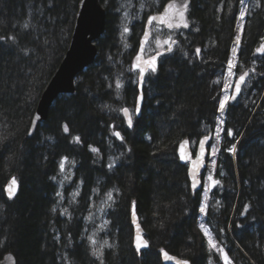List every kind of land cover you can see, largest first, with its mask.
Instances as JSON below:
<instances>
[{
    "label": "trees",
    "instance_id": "trees-1",
    "mask_svg": "<svg viewBox=\"0 0 264 264\" xmlns=\"http://www.w3.org/2000/svg\"><path fill=\"white\" fill-rule=\"evenodd\" d=\"M129 1L145 8L142 21L131 25V47L124 51L122 19L116 23L112 11L119 15L120 5ZM168 1L108 0L94 63L77 78L75 92L61 95L48 121L28 138L40 95L67 49L80 0H0V258L10 251L18 264H100L88 241L96 233V247L104 240L112 245L103 249V264H163L161 249L191 264H225L203 237L201 193L192 192L177 149L184 139L196 144L219 125L220 80L242 3L191 0V29L176 33L172 51L147 76L141 116L128 128L121 109H134L138 95L131 61L147 17ZM247 5L237 58L238 67L253 68L252 86L226 105L216 164V176L224 178L203 222L232 264H264V243L257 241L258 234L264 237V100L259 103L264 54L256 52L264 43V0ZM232 144L234 160L226 150ZM63 157L75 161L74 181L82 185L76 205H64L66 213L55 188ZM13 177L19 191L9 198L4 187ZM108 192L113 200L107 223L95 222ZM133 211L149 243L139 253L132 243Z\"/></svg>",
    "mask_w": 264,
    "mask_h": 264
},
{
    "label": "water",
    "instance_id": "water-1",
    "mask_svg": "<svg viewBox=\"0 0 264 264\" xmlns=\"http://www.w3.org/2000/svg\"><path fill=\"white\" fill-rule=\"evenodd\" d=\"M169 2H172V0L168 1L166 4H168ZM174 2L177 6H180L183 3V0H174ZM190 4H191V0H188V10L185 13V17L188 21L189 26L187 28L181 26L176 29H168L164 24H158L157 22H153V25L148 27V31L150 35L147 41L144 43V51L143 53H141L140 51L141 40L144 38L143 34L147 25V19L145 21L143 33L139 40L137 50L131 61V70L138 74V78H137L138 95L136 98L135 108L133 112L135 118H140L141 116L142 107L144 104L143 88L145 85V78L148 73L157 72L159 68V58L162 55H164V52H159L161 53L160 55H157L156 53L148 57H146L145 55L148 43L152 38V34H153L152 28L153 26H160L168 32H174V31L188 32L191 29V21L189 18ZM163 11L164 8L162 9L161 12ZM161 12L152 15H158ZM106 15H107L106 9L103 7L101 0H80L76 11L75 19L73 22L72 32L67 49L57 69L55 70L54 74L52 75V77L46 84L42 94L40 95L34 113L32 115L31 123L27 134L28 138H31L34 135L39 125L44 124L48 121L50 110L61 95H72L75 92L76 89L75 82L77 78L81 73H83L87 68H89L94 63L98 53V48L95 42L98 39H100L105 32ZM138 54L141 56L140 60L136 59ZM153 56L156 57L154 65L150 63V58ZM133 65H138L139 67L134 68ZM152 67H155L156 69L154 72L152 71ZM140 68L144 69V77L142 83L139 72ZM247 77L245 78V81ZM244 85L245 82L241 84L240 93L235 94V99H231L230 102H235L240 97ZM234 93H235V83L231 95H233ZM137 107L139 108L138 112L136 111ZM129 113L132 115V112L130 110ZM122 114L127 127L130 128L127 123V116H125L123 112ZM133 115H132V119H133ZM37 117H39V119H37ZM208 137L209 139L205 142V150L203 152H201L199 145V141L201 139L196 143L195 151L192 150L191 142L188 139L183 140V141H188L187 144H184L183 149H181V143L183 141H181L178 145L177 156L181 164L187 165V178L190 183V188L193 192L201 191L203 188L201 177L207 169L211 135H209ZM182 153L185 157L184 159H181ZM11 180L4 187V192L6 196H9L7 188ZM194 182L197 185L195 189H193L192 187V184ZM17 185L18 187L16 188L15 195H13L12 197H15L19 191L18 182ZM133 213H135V215ZM130 225L133 234L132 243L134 249L136 250L135 247L136 237L140 235L143 237V239L145 240L147 239L145 238V234L141 226L140 218L138 214L134 211L130 215ZM148 247H149V243H148ZM148 247L142 248L140 252L147 250ZM167 253L169 254V256H172L175 259L167 260L160 252V259L163 264H177L178 261L185 260L179 258L178 256L172 255L169 252ZM0 264H18V262L16 256L9 251L2 255V257L0 258ZM188 264L191 263L188 261Z\"/></svg>",
    "mask_w": 264,
    "mask_h": 264
},
{
    "label": "snow or ice",
    "instance_id": "snow-or-ice-1",
    "mask_svg": "<svg viewBox=\"0 0 264 264\" xmlns=\"http://www.w3.org/2000/svg\"><path fill=\"white\" fill-rule=\"evenodd\" d=\"M243 2V0H241V3ZM259 6V4L257 5ZM121 7H124V5H121ZM144 5L141 4V8H143ZM188 10V0H183V3L180 5V6H177L174 2V0H172V2H169L168 4H166L164 6V11L161 12L160 14L158 15H149L147 17V25H146V28L144 30V38L141 40V47H140V51L141 53H143L144 51V43L147 41L150 33L148 31V27L152 26L153 25V22H157L158 24H164L168 29H176V28H179L181 26H183L184 28H187L189 25H188V21L185 17V13L187 12ZM244 15V12L242 11L241 12V17H243ZM124 17L125 19H128L129 17V14L127 12L124 13ZM156 31H159V29H155ZM130 32V28L128 27V24H125L123 26V32H122V37L125 33H129ZM0 39H3L2 37H0ZM14 39V38H12ZM239 39L240 37L237 36L236 37V41L237 43H239ZM156 42V45L157 47H162L164 44H167L168 47L166 49V51H172V45L176 44V41L172 38L171 35H169L167 37V39H165L163 42L160 41L159 37L156 38L155 40ZM125 47H128L127 44H125ZM199 49H197V53H199ZM233 52H235V48L233 49ZM256 52L257 53H262L264 54V43L261 44V46L259 48L256 49ZM161 53H157V55H160ZM137 60H140L141 59V56L138 54L137 57H136ZM155 59L156 57L153 56L150 58V63L151 64H155ZM133 67H139L138 65H133ZM235 67V65L233 64L232 60H229L228 61V75L229 76H235L236 73L233 72V68ZM156 69L155 67H152V71L154 72ZM139 72H140V78H141V83L143 82V77H144V69L143 68H140L139 69ZM248 76V72L247 71H244L243 74H240L239 75V78L238 80H236L235 82V93L233 95H224L220 101H219V110L220 111H223L226 107V105L229 103V101L231 99H235V94H239L240 91H241V84L245 82V78ZM111 87V85H110ZM115 88L116 90H119L122 88V83L119 81V79L116 80L115 82ZM231 88V84L230 83H225L224 85V89L223 91L227 92L229 89ZM117 95H119V92L117 91ZM142 98V97H141ZM104 107H108L107 105H104ZM121 111L124 113L125 116H127V123H128V126L129 127H132L133 126V119H132V115L129 113V109L128 108H123L121 109ZM136 111L138 112L139 111V108L137 107ZM37 119H39V117H37ZM222 122V121H221ZM63 131L65 133H68L69 132V127L67 124H64L63 125ZM217 131L219 132V128L217 129ZM114 135L116 137H118L119 139L123 140L124 137L121 136V133L120 132H114ZM228 135L229 136H232L233 133L231 130L228 131ZM73 139L77 142V143H80V137L79 136H75L73 137ZM209 139L208 136H205L203 139H201L199 141V145H200V150L201 152H203L205 150V142ZM188 141H183L181 143V149H183V146L184 144H187ZM89 149L90 151L94 152V153H98L99 152V149L95 148V147H92L91 145L89 146ZM210 155L211 156H215L217 154V147L215 145H211L210 146ZM228 152L230 153H235L237 151V146L236 144H232L231 147L227 148L226 149ZM184 155L183 153L181 154V159H184ZM68 163V164H72L74 165L75 164V161L74 160H69L68 157H63L59 163V170L61 173H65V164ZM212 164H215V160L212 161ZM109 167H112V165L110 164ZM71 178V173H67L64 175V179L65 180H68ZM53 180L56 179V177H52ZM207 179L209 181L212 182L213 185H219L220 184V181L217 180V179H214V177L210 174ZM61 184H63V181H61ZM18 187L17 185V181L15 179V177L12 178L10 184L8 185V188H7V191L9 193V198H11L13 195H15V191H16V188ZM192 187L193 189H195L197 187L196 183L194 182L192 184ZM79 195V193H74L73 196L75 198V196ZM57 196H61L62 198V194L57 192ZM106 196H107V200L108 201H112L113 200V196H112V192H108L106 193ZM205 199H207V189L205 190ZM135 203V202H133ZM110 206V205H109ZM56 209L53 208V211H55ZM200 211L201 212H204L205 211V208L204 206H201L200 208ZM64 212L66 213L67 212V209L64 210ZM135 215V213H133ZM89 221L92 220V216L91 214L88 216L87 218ZM107 223V221H105V224ZM104 227V225H101V229ZM201 228L203 229L204 228V225H201ZM96 235V233H93L92 235L88 236V241L90 242V244L92 245V255L94 257H96L98 260H100V264H103V249L105 246H107L108 248H111L112 245L109 244V242L107 240H104L102 244L99 245V247H96L97 245V240L94 238ZM205 235H208V232L207 230H205ZM209 244L212 248H216L217 245L215 242H213L211 239L209 240ZM135 247H136V250L137 252L139 253L141 251L142 248H147L148 247V241L143 239L142 236L138 235L135 239ZM218 251L220 252H223L222 249H217ZM161 253L162 255L164 256L165 259L167 260H173L175 259L174 257L172 256H169V254L164 251L163 249H161ZM223 258L225 260V264H228V257H227V254H224L223 255ZM177 264H188V261L187 260H183V261H178Z\"/></svg>",
    "mask_w": 264,
    "mask_h": 264
},
{
    "label": "rangeland",
    "instance_id": "rangeland-1",
    "mask_svg": "<svg viewBox=\"0 0 264 264\" xmlns=\"http://www.w3.org/2000/svg\"><path fill=\"white\" fill-rule=\"evenodd\" d=\"M103 1L104 2H102V5L106 9V6H108V0H103ZM247 4H248V0H243L241 11H240V15H239V18H238V21H237V27H236L233 47H232V51H231L230 58H229V60H232L233 64L235 65V67L233 68V72H235L236 75L235 76H229L228 75V67H227V70H226L225 74H223V77L220 80V84L222 85V87H221L222 88L221 98L224 95H230L231 96L233 84H234V81L236 79L235 77L239 74V72L241 70V69L239 70V68L237 69V66H238L237 53H238V49H239L240 39H239V43H237L236 37L237 36L241 37V33H242L243 25H244V19L246 17V13H247V10H248V5ZM121 5H124V7H121ZM121 5H120L119 12H117L119 15H117L115 11H112L113 12V16H114L113 18H117V19H115L116 23L118 22L119 18L122 19V20H120V23H121V25H120L121 26L120 35L123 32V26L125 24H128V27L130 28V32L129 33H125L123 35V37L121 35V38H120L121 43H122V45H121L122 50H124V51L128 50L129 51V48L131 47V45L129 43V37H130V33H131V25H133L137 20H140L142 12H143V9L145 7L141 8V5H137V4H135V2H130V1H129V3L123 2ZM242 11L244 12L243 17H241V12ZM125 12H127L129 14L128 19H125V17H124V13ZM141 21L142 20H140L139 22H141ZM155 29H159V31H156ZM169 35H171L172 38L174 39V37L176 35H178V34H176V32H168V31L164 30L162 27L161 28L160 27H154L153 28L152 38L149 41L148 46L146 48L147 49L146 50V55H151V54H153L155 52L166 50L167 47H168L167 44H164L162 47H157L155 40H156L157 37H159L160 41L163 42L165 39H167V37ZM98 40L95 42L96 44L98 43ZM125 44H127L128 47H125ZM234 48H235V52H233ZM134 76H135L134 79L137 82V78H138L137 73H134ZM226 82L231 84V88L227 92L223 91L224 85H225ZM251 86H252V76L250 75L249 80L247 81V83H246V85H245V87L243 89V93H242L243 96L246 95L245 90L246 91L249 90L251 88ZM263 100H264V87H263V92L261 94L259 103L261 101H263ZM229 103H230V101H229ZM259 103H258V105H259ZM130 110H131L132 113L134 112L133 108H130ZM224 112H225V109L223 111H220L221 114H220V117H219V125L216 128V131L211 135L210 146L211 145H215L217 147V149H218V142L221 139L220 138V133H221V130H222L223 118H224V114H225ZM218 128H219V132L217 131ZM191 147H192V150L195 151L196 144L192 143ZM210 151H211V149L209 147L208 168L205 171L208 174H210V172L214 173V171L216 169V161H217V157H218V151H217V154L215 156H211L210 155ZM228 153L233 157V160H234L236 152L235 153L228 152ZM213 160H215V164H212ZM69 172L71 173V178L68 179V180H65L64 179V175L69 173ZM58 174H59V176L56 179V187L55 188H57V192L62 194V198H61V196H57V195H56V198H57L59 206L61 207V210L64 211L66 209L64 207V205L66 207H68V206H70L72 204L76 205V202H77L78 198L80 197V191H81L82 185L81 184H77L74 181L75 168H74V165H72V164L66 163L65 164V173H61L60 170H59ZM204 180H205L204 189L201 192V198H202L201 206H204V208H205L207 206V203H208V191H207V199H205V187H207L206 188L207 190L210 189V186H212V182L211 181L207 182L206 178H204ZM61 181H63V184H61ZM77 192L79 193V195L75 196V198H74L73 194L77 193ZM110 202L111 201L105 200L101 204V206L99 207V209L95 212V214L93 216V220L95 222H97V221L104 222L105 221L106 214H107V211H108V205L110 204ZM200 221H201V219L199 220V223H200ZM103 224H105V223H103ZM201 225L202 224L200 223V226ZM228 229H229V227H228ZM228 234L232 235L230 230H229ZM205 239L207 241V243H206L207 246L209 248L213 249L210 246V244H209V240L210 239L214 242L212 237L209 236V234H208V235H205ZM100 244H102V242ZM217 249L218 248H215V251L219 252Z\"/></svg>",
    "mask_w": 264,
    "mask_h": 264
},
{
    "label": "flooded vegetation",
    "instance_id": "flooded-vegetation-1",
    "mask_svg": "<svg viewBox=\"0 0 264 264\" xmlns=\"http://www.w3.org/2000/svg\"><path fill=\"white\" fill-rule=\"evenodd\" d=\"M154 27H160V26H153V28ZM153 28H152V30H153ZM161 28V27H160ZM175 32V31H174ZM176 33H182V32H176ZM141 38V37H140ZM140 40V39H139ZM138 44H139V42H138ZM175 45V44H174ZM138 47V46H137ZM172 47H173V45H172ZM147 50V49H146ZM158 52H164V54L167 52L166 50H163V51H158ZM158 52H155V53H153V54H151V55H154V54H156V53H158ZM169 52V51H168ZM238 54V53H237ZM145 55H146V52H145ZM151 55H146V57H148V56H151ZM163 56V55H162ZM161 56V57H162ZM161 57L159 58V61H160V59H161ZM160 63V62H159ZM239 68V70H240V72H239V74L235 77L236 79H235V81L239 78V75L240 74H243V72L244 71H248L249 72V74H248V77H247V79H246V81H245V85H246V83H247V81L249 80V77H250V75L252 76V72H253V68H250V69H246V67L245 66H242V67H238L237 66V69ZM159 69V68H158ZM158 71V70H157ZM135 73V72H134ZM156 73V72H155ZM149 74H151V73H148L147 74V76L149 75ZM138 75V74H137ZM147 76H146V78H147ZM146 78H145V81H146ZM235 81H234V83H235ZM245 85H244V87H245ZM233 86H234V84H233ZM244 87H243V89H244ZM233 89V88H232ZM242 93H243V90H242ZM242 93H241V95H242ZM241 95H240V97H241ZM239 97V98H240ZM238 98V99H239ZM238 99L236 100V101H238ZM235 101V102H236ZM235 102H230V103H235ZM135 108V107H134ZM129 109V108H128ZM130 110V109H129ZM131 111V110H130ZM132 115H133V113H132ZM135 119H137V118H135L134 117V115H133V123H134V121H135ZM131 128V127H130ZM218 160V159H217ZM216 164H217V161H216ZM187 166V165H186ZM207 168H208V163H207ZM207 170V169H206ZM217 171H219V168L216 166V169H215V171H214V173L213 172H210V174H212L213 175V177H214V179H217V180H219L220 181V184L222 183L221 182V179L222 178H224L223 176H216V174H217ZM210 174H208L207 172H204L203 173V175H202V177H201V180H202V183H203V188H202V190L201 191H199L200 193L203 191V189H204V184H205V180H204V178H206V180H207V182L209 181L208 179H207V177L210 175ZM189 181V180H188ZM190 184V183H189ZM220 184L219 185H213L212 184V186H210V189H208L207 191H208V203H207V206L205 207V211L204 212H202L201 213V221H200V223L202 224V225H204V222H203V218L206 216V214L208 213V211H209V209H210V207H209V199L211 198V195H212V193H213V191L215 192V187H219L220 186ZM206 188L207 187H205V190H206ZM193 192V191H192ZM198 192V191H197ZM201 203H202V199H201ZM234 220V216L232 215L231 216V220H230V222L231 221H233ZM200 228H201V226H200ZM237 228V227H236ZM205 230H207V232H208V234H209V236H211L212 237V239L214 240V242L216 243V245H217V247L216 248H218V249H222V250H224L223 249V246H220V247H218V242L216 241V239H215V237H214V235L212 234V232H211V230L209 229V228H207L205 225H204V228L202 229L201 228V232H203V237H204V239H205ZM229 230L231 231V225H229V229L227 230L228 232H229ZM263 238L264 237H262L260 234H258L257 235V241L260 243V245H261V243H264V241H263ZM205 241H206V239H205ZM235 242V241H234ZM206 243H207V241H206ZM235 244L240 248V246H239V244L238 243H236L235 242ZM258 244V243H257ZM222 247V248H221ZM209 248V247H208ZM210 250H215V248H213V249H211V248H209ZM241 249V248H240ZM225 251H223V252H218V253H220L221 255H220V259L222 258L223 260H224V258H223V255L225 254L224 253ZM221 259V260H222ZM224 262H225V260H224ZM228 264H232L231 263V261L228 259Z\"/></svg>",
    "mask_w": 264,
    "mask_h": 264
}]
</instances>
